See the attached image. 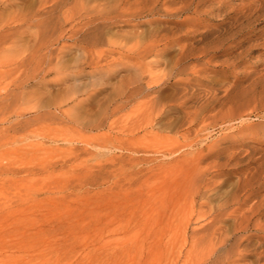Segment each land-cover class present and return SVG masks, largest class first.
Instances as JSON below:
<instances>
[{
    "label": "rangeland",
    "instance_id": "1",
    "mask_svg": "<svg viewBox=\"0 0 264 264\" xmlns=\"http://www.w3.org/2000/svg\"><path fill=\"white\" fill-rule=\"evenodd\" d=\"M222 1L0 0V264H264V8ZM246 198L247 232L199 230Z\"/></svg>",
    "mask_w": 264,
    "mask_h": 264
},
{
    "label": "bare ground",
    "instance_id": "2",
    "mask_svg": "<svg viewBox=\"0 0 264 264\" xmlns=\"http://www.w3.org/2000/svg\"><path fill=\"white\" fill-rule=\"evenodd\" d=\"M219 2V1H218ZM221 2H223L222 0H221ZM223 4H224V2H223ZM222 6V5H221ZM95 8V7H94ZM99 8V7H98ZM222 8V7H221ZM225 8V7H224ZM262 9V8H264V0H258L257 2H256V9ZM91 9V8H90ZM90 9H88V12H89V10ZM97 9V8H96ZM227 9H229V8H227ZM93 10V9H92ZM98 10V9H97ZM97 10H95V11H97ZM100 11H101V9H100ZM104 11V10H103ZM106 11V10H105ZM114 10H112V12H113ZM88 12L86 13V14H88ZM92 11L90 10V13H91ZM102 12V11H101ZM97 13V12H96ZM105 13V12H104ZM118 13H120V12H118ZM117 13V15H115V16H112L111 17V15L110 16H103V15H101V16H103L104 18V21L102 22V21H100V20H102V18L99 20L102 24H99V25H97V26H95L94 28V30H92V31H89V32H87L88 33V36L90 35V34H93V36H92V43L95 45V44H97V43H99L100 41H102L103 40V34H104V29H105V27L108 25L109 27H110V24H108V22L109 21H111V20H114L115 18H117L118 19V16L120 17L121 15L120 14H118ZM226 13H228V12H226ZM107 14V13H106ZM142 14H144V13H142ZM231 14V13H230ZM98 15H99V12H98ZM107 15H109V14H107ZM127 15V14H126ZM135 15V14H134ZM227 15V14H226ZM86 16H88V15H86ZM100 16V17H101ZM131 16V15H130ZM136 16H137V14H136ZM96 17V16H95ZM122 17H123V14H122ZM142 17V16H141ZM97 18V17H96ZM96 18L95 19H92L93 21L95 20L96 21ZM132 18V17H131ZM137 18H139V17H137ZM133 19V18H132ZM88 20V19H87ZM98 20V19H97ZM117 21V20H116ZM120 21V20H119ZM123 21V20H122ZM111 22H113L114 23V21H111ZM92 23H94V22H92ZM71 24V23H70ZM98 24V23H97ZM61 25V24H60ZM59 25V26H60ZM95 25H96V23H95ZM63 26V25H62ZM82 26V25H81ZM112 26V25H111ZM91 26H89L88 28H90ZM59 28V27H58ZM104 28V29H103ZM106 28H108V27H106ZM62 28L60 27V30H61ZM71 29H73L72 28V25H71ZM90 29H92V28H90ZM59 30V29H58ZM66 30V29H65ZM82 30V29H81ZM54 31H55V29H54ZM62 31V30H61ZM72 31V30H71ZM76 31H78V30H76ZM63 32H64V30H63ZM79 32H80V30H79ZM78 32V33H79ZM86 32V31H85ZM201 32V31H200ZM199 32V33H200ZM86 33V34H87ZM111 33V32H110ZM76 34V33H75ZM109 34V33H108ZM196 34V33H195ZM67 35V34H66ZM71 35V34H70ZM69 35V37H74L73 35H71L70 36ZM106 36H107V34H105ZM64 36V35H63ZM195 36H197V34L195 35ZM64 37H67V36H64ZM106 38V37H105ZM72 39V38H71ZM107 39V38H106ZM84 41V40H83ZM103 41H105V40H103ZM162 41H163V39H162ZM166 41V40H165ZM164 42V41H163ZM103 43V42H102ZM153 43V42H152ZM160 43V42H159ZM155 44H157V43H155ZM162 44V43H161ZM140 45V44H139ZM143 45V44H142ZM149 45H150V43H149ZM148 45V46H149ZM159 47H160V45H158ZM158 46L156 45L154 48H151V47H149V48H151V49H149L148 48V51H144L145 52V54L142 56V58H146L148 55H150L151 53L152 54H155V53H153V51H155V50H157L158 49ZM165 46H166V44H165ZM164 46V47H165ZM172 46V45H171ZM137 47H139L138 45L136 46V48ZM140 47H141V45H140ZM139 47V48H140ZM143 47V49H141V51H143L144 50V46H142ZM163 47V48H164ZM156 48V49H155ZM86 49V48H85ZM155 49V50H154ZM136 49L134 48V51H135ZM159 50V49H158ZM112 51H114V49L112 50ZM116 51V50H115ZM134 51H132V52H134ZM137 51H138V49H137ZM140 51V50H139ZM138 51V52H139ZM136 52V51H135ZM143 52V53H144ZM163 52V50L161 51V53ZM125 53V52H124ZM140 53V52H139ZM160 53V55H162ZM101 54V53H100ZM109 54V53H108ZM111 54V53H110ZM109 54V55H110ZM133 54V53H132ZM138 54V53H137ZM105 55V54H104ZM109 55H105V56H107V57H109ZM159 55V54H158ZM101 56V55H100ZM103 56V55H102ZM105 56L104 57H97L96 59L95 58H92V60L89 62V64H92V65H94V68H99L100 67V63H102V61L104 60H106V61H108V58L106 57L105 58ZM137 56V55H136ZM183 57V56H182ZM182 57L180 58L181 60H182ZM189 57V56H188ZM115 58V57H114ZM183 58H185V57H183ZM110 61V60H109ZM109 63V62H108ZM201 63H203V64H207L208 66V68L209 67H211V66H213V67H215L216 66V63H217V61H216V59H215V56H211V57H206V58H202V62L200 61V63L199 64H197L195 67H194V69H192L193 70V72H192V74H197V73H201L202 71H203V65L201 64ZM107 64V63H106ZM99 65V66H98ZM103 66V65H102ZM181 67H182V65H181ZM103 68V67H102ZM215 69V68H214ZM184 70V69H183ZM182 73H187V72H182ZM190 74V73H189ZM170 78V77H169ZM168 78V79H169ZM189 78V77H188ZM188 78H186V79H188ZM189 80H191V78L189 79ZM131 81V80H130ZM136 81V80H135ZM168 81V80H167ZM179 81H181V80H175L174 82L175 83H178ZM137 82V81H136ZM135 83V82H134ZM187 83H191V82H187ZM140 84V83H139ZM138 84V85H139ZM165 84V83H164ZM128 85V84H127ZM129 86V85H128ZM127 86V88L126 89H124V88H120L119 90H117V92H118V95L116 96V97H118V98H116V101H114L111 105H110V107H108L107 109H105L106 111H105V113H104V117L101 119V120H99V122L98 123H95L94 125H93V127H99V126H101L102 125V123H103V120L104 119H106L109 115H111L112 113H115L119 108H120V102L122 103V102H125V101H127L128 102V100L129 99H131L133 96H135V95H137L138 93H139V89H141L140 88V85L139 86H132V87H128ZM176 86V85H175ZM124 87V86H123ZM154 87V86H153ZM229 88V87H228ZM148 90V91H150L151 92V87H150V84H149V86H146L145 87V90ZM154 89V88H153ZM144 89H143V91H145ZM231 91V90H230ZM116 92V93H117ZM11 93V92H10ZM143 93V92H142ZM146 93H147V91H146ZM145 93V94H146ZM230 93V92H229ZM237 93V92H236ZM12 94V93H11ZM141 94V93H140ZM154 94V93H153ZM228 94V93H227ZM231 95H232V93H230ZM234 94V93H233ZM240 94V93H239ZM239 94H238V96H239ZM147 95H149V94H147ZM151 95V94H150ZM217 95V93H213V96L215 97ZM235 95V94H234ZM139 97V96H138ZM230 97V96H229ZM233 97V96H232ZM242 97H244V96H242ZM137 98V97H136ZM245 98V97H244ZM225 99H227V98H225ZM232 99V98H231ZM230 99V100H231ZM242 99V98H241ZM228 100H229V98H228ZM244 100V99H243ZM242 100V101H243ZM130 101V100H129ZM238 101V100H237ZM241 101V100H240ZM239 101V102H240ZM126 102V103H127ZM198 102V101H197ZM243 103V102H242ZM181 104V103H180ZM122 105H124V103L122 104ZM162 105V104H161ZM122 107V106H121ZM58 108V107H57ZM169 108V107H168ZM246 111V110H245ZM244 111V112H245ZM49 112V111H48ZM164 112V109H161V110H159L158 112H157V115L158 116H160V115H162V113ZM20 114V113H19ZM63 114V111H62V109L61 108H59V109H57V111L56 112H54V117L53 118H59L61 115ZM48 115H50V114H48ZM250 115V114H249ZM17 117L16 118H19V117H22V118H20L19 120H22V119H24L23 117H25V113L23 114H20V115H16ZM50 117H51V115H50ZM154 117V116H153ZM241 119H240V121L241 122H244V121H246L247 119H248V117L244 114V115H241V117H240ZM18 120V119H17ZM27 120H29V119H27ZM152 120H154V119H152ZM27 123V121L26 120H22V121H18V123H16V124H19V125H25ZM14 127V126H13ZM16 127V126H15ZM70 141V140H69ZM69 143H71V142H69ZM96 147V146H95ZM99 148V147H98ZM228 152V151H227ZM212 153H214V152H212ZM238 153V152H237ZM236 152H233V153H231L230 152V155L228 154V156L225 158V163H223V165H225V164H227V162L228 161H230V159L231 158H233L234 157V159H236V158H240L238 155H236L237 154ZM210 155H211V153H210ZM220 157V156H219ZM215 163V162H214ZM220 163V162H219ZM230 163V162H229ZM221 168V167H220ZM211 168L209 167V168H207V172L209 173L211 170H210ZM230 204V203H229ZM221 207H223V206H221ZM212 208V207H211ZM213 208H216V209H214V210H211V211H209V215L206 217V214H202V216H204V217H206V218H203V219H206V221H208L209 219V221L207 222V223H202L203 225L199 228V230H207L208 231V229L210 228L211 229V227H217V229H223V228H226L225 230H230L231 231V233L233 232V231H236V232H244V231H246L247 232V230L249 229V221L252 219V217H254V215H261L262 213H263V211H261V210H259L260 209V204L259 203H257V202H255V201H251V200H249V199H238V200H236L235 201V203L233 204L232 203V205L231 206H226L225 208H220L219 207V209L217 208V207H213ZM262 208V207H261ZM210 210V209H209ZM202 216H200V217H202ZM197 220L199 221V218H197ZM228 220H231L232 221V223H231V226H230V228H227V222H228ZM205 221V222H206ZM258 228V227H257ZM193 230H195V229H193ZM198 230V229H197ZM224 230V231H225ZM260 230V229H259ZM258 230V231H259ZM196 232V231H195ZM200 232V231H199ZM227 231H225V233H226ZM198 233V232H197ZM242 234V233H241ZM240 234V235H241ZM233 235V234H232ZM242 236V235H241ZM245 236V235H244ZM232 237V236H231ZM243 237V236H242ZM250 237H251V235H250ZM244 238V237H243ZM262 238V237H261ZM247 239H248V237H247ZM237 240L238 239H236L235 241V246H233V249H232V251L231 252H233V251H237L238 250V248H239V246H240V243L238 244V242H237ZM241 241H242V239H241ZM222 243V242H221ZM221 245V244H220ZM241 248H242V246H240ZM244 248V247H243ZM215 250V249H214ZM217 250V249H216ZM244 250V249H243ZM213 251V250H212ZM216 252V251H215ZM229 253V252H228ZM234 253V252H233ZM238 253V255H239V258H230V261L229 262H227V263H236V260L238 261V259H240V258H243V257H245L240 251L239 252H236V254ZM215 254V253H214ZM246 255V254H245ZM212 256V255H211ZM231 257V256H230ZM209 258V257H208ZM207 259V258H206ZM210 259V258H209ZM229 259V256H228V258H227V260ZM203 263V262H202ZM204 263H209L208 261L207 262H204ZM211 263V262H210ZM213 263H214V261H213ZM216 263V262H215Z\"/></svg>",
    "mask_w": 264,
    "mask_h": 264
}]
</instances>
